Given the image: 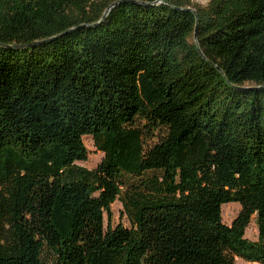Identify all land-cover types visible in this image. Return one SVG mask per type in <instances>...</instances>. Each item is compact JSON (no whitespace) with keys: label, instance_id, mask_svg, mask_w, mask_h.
<instances>
[{"label":"trees","instance_id":"16d2710c","mask_svg":"<svg viewBox=\"0 0 264 264\" xmlns=\"http://www.w3.org/2000/svg\"><path fill=\"white\" fill-rule=\"evenodd\" d=\"M119 1L0 0V264H264V0Z\"/></svg>","mask_w":264,"mask_h":264},{"label":"rangeland","instance_id":"374dc122","mask_svg":"<svg viewBox=\"0 0 264 264\" xmlns=\"http://www.w3.org/2000/svg\"><path fill=\"white\" fill-rule=\"evenodd\" d=\"M7 1V0H4ZM208 0H193L194 4L205 6ZM83 142L88 150V158L86 162H78L76 165L86 168L88 170H94L102 161L104 155L98 152L94 146V141L90 136L83 137ZM125 196L121 195L120 200H117L112 206L110 210V214H104V228L108 229L115 228L117 226H123L124 228H131V223L129 222L127 216L124 212V207L122 204V199ZM241 211V206L237 203H230L223 205L221 208L222 214V222L226 226H231L233 221L239 215ZM245 238L252 241H258V229L256 225V216H252L250 220V224L245 230ZM235 264H257V263H248L239 258H235Z\"/></svg>","mask_w":264,"mask_h":264},{"label":"water","instance_id":"95a60500","mask_svg":"<svg viewBox=\"0 0 264 264\" xmlns=\"http://www.w3.org/2000/svg\"><path fill=\"white\" fill-rule=\"evenodd\" d=\"M121 3H125V4H126V3H131V4H137V5H149V4H144V3L137 2V1H132V0H123V1H119V2L113 3V4H111V5L108 7V9L104 12L103 17L101 18V20H100L99 22L104 21V20L106 19V17L109 15V13L111 12V10H112L114 7H116L117 5L121 4ZM158 3H160V1H157L155 4H158ZM190 11L193 12V14H195V12H194L193 10H190ZM99 22H98V23H99ZM98 23H97V24H98ZM95 25H96V24L91 25V26L85 25V26H83V27L93 28ZM195 41H196V35H195ZM196 42H197V41H196ZM37 44H39V43H33V44L22 45V46H5V47H6V48H9V49H16V50H18V49H24V48H31V47L36 46ZM0 46H2V45L0 44ZM198 51L200 52L199 48H198ZM200 53H201V52H200Z\"/></svg>","mask_w":264,"mask_h":264}]
</instances>
